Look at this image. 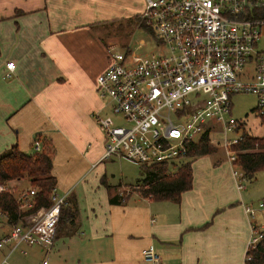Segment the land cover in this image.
Segmentation results:
<instances>
[{
  "label": "crops",
  "instance_id": "obj_1",
  "mask_svg": "<svg viewBox=\"0 0 264 264\" xmlns=\"http://www.w3.org/2000/svg\"><path fill=\"white\" fill-rule=\"evenodd\" d=\"M145 7L146 0H0V153L14 143L34 152L49 140L58 191L70 190L65 205L71 199L78 207L74 219L58 224L50 251L25 243L11 250L7 243L0 264H143L151 244L162 264H246V206L264 194L238 186L229 157L203 168L197 156L193 185L178 200L126 193L134 180L113 183L109 176V165L124 158L104 157L106 139L93 116L105 105L97 78L109 66L111 46L131 47L114 31L146 29ZM258 47L264 49V23ZM11 60L16 65L7 76ZM10 230L8 216L0 215V238Z\"/></svg>",
  "mask_w": 264,
  "mask_h": 264
},
{
  "label": "built area",
  "instance_id": "obj_2",
  "mask_svg": "<svg viewBox=\"0 0 264 264\" xmlns=\"http://www.w3.org/2000/svg\"><path fill=\"white\" fill-rule=\"evenodd\" d=\"M263 5L264 0H146L142 19L153 27V49L138 50L147 44L143 40L137 48L111 46L109 66L97 78L101 95L110 97L113 112L124 120L102 110L94 113L107 137L104 157H127L141 164L178 160L205 132L212 139L213 120L224 126L223 145L238 165L234 144L246 134H227L241 126L233 114V94H256L257 111L264 117V49L258 47L264 18L252 13ZM15 65L8 61L7 76ZM238 166L234 173L243 189L248 178ZM3 190L13 193L26 213L11 222L0 246L11 243L14 250L25 243L50 251L70 190L60 194L56 184L53 203L34 211V187L18 189L7 180L0 182ZM246 209L252 218V247L264 238V223H259L264 197ZM0 215L8 213L0 209ZM142 256L143 264H162L154 244Z\"/></svg>",
  "mask_w": 264,
  "mask_h": 264
},
{
  "label": "trees",
  "instance_id": "obj_3",
  "mask_svg": "<svg viewBox=\"0 0 264 264\" xmlns=\"http://www.w3.org/2000/svg\"><path fill=\"white\" fill-rule=\"evenodd\" d=\"M252 13L256 17L264 18V5ZM143 24L146 29L153 30L144 20ZM245 134L244 139L234 144V148L238 149L236 163L242 165L246 177L252 179L258 171L264 169V135H252L246 131ZM211 142L209 132H205L198 141L190 144L186 154L189 159L179 164V160L144 163L143 176L137 181L141 193L157 199H180L182 193L193 185V161L197 156L217 149ZM43 145L39 150L27 152L18 143H14L0 153V182L26 178L29 180L28 187L36 189V202L32 211L53 203L52 189L57 184V177L53 173L56 150L49 140H45ZM125 195L126 193H122L118 196L123 199ZM118 196H112L111 200L117 201ZM69 202L62 206L60 221L74 219L78 213L77 204L71 199ZM0 209L8 213L11 222L17 221L26 213L20 210L15 195L9 190L0 191ZM246 264H264V238L256 246L248 248Z\"/></svg>",
  "mask_w": 264,
  "mask_h": 264
},
{
  "label": "rangeland",
  "instance_id": "obj_4",
  "mask_svg": "<svg viewBox=\"0 0 264 264\" xmlns=\"http://www.w3.org/2000/svg\"><path fill=\"white\" fill-rule=\"evenodd\" d=\"M114 32L117 36V39H119L122 42V44L123 43L126 44L125 46L130 45L133 48L135 47L137 48L139 41L144 38L147 40V44L145 45V47L140 48L138 50L145 52L147 50L153 49L154 41L151 35L152 33L147 31L143 27L123 25L122 29L118 31L115 30ZM123 47L124 46H122L121 48ZM98 90H99V87H98ZM102 96H103L102 99L105 100V105L102 107V112H104L105 114H111L115 117V119H117V121L123 122L124 121L123 118H121L119 115L113 112L110 97L104 96V95ZM233 103H234L233 114L235 115V117L238 118V120L241 123V126H239L238 130H229L227 134L230 137H234L246 131L252 135H261V136L264 135V117H262L257 111V95L254 94L253 92H244V91L236 92L233 94ZM98 110L99 109H96L93 111V116H94V113H96ZM210 125H211V137H212L211 143L216 145L217 149L213 152L203 154L200 156V160L198 161H200L203 168L208 164L209 160L216 161L217 159H219V161L224 163V160L228 159V156H227L228 153L226 151L225 146L223 145V139L226 135L224 126L213 120L210 121ZM102 132L104 133V131ZM104 136H105V139L107 140L105 133L103 137ZM123 158L124 159H121V160L120 159L114 160V162H112V164L109 165V176L110 178L113 177V179H111L113 180L112 181L113 183L119 181L120 179L124 181L134 180L135 182L134 181L131 182L132 185L126 186V189H125L126 193H128L129 190H139L137 186V183H138L137 181L140 180L141 177L143 176V174L141 175L142 173L141 171L143 170L142 168H144V165L141 163L139 165L135 161L129 160L127 157H123ZM188 159L189 157L187 156H181L178 159L179 160L178 164ZM107 161H111V160H107ZM101 165L98 168H100ZM238 165L235 164V166L239 167ZM136 170H137V173H135ZM122 175H125V177H123ZM13 183L15 184L16 188L21 189L24 187H28L29 180L23 179L19 181L18 183L17 182H13ZM246 184L250 186L254 185L255 187H257L259 190V194L257 196L259 197L262 196L264 194V169L258 171L254 178L247 179ZM260 199H258L257 202Z\"/></svg>",
  "mask_w": 264,
  "mask_h": 264
}]
</instances>
